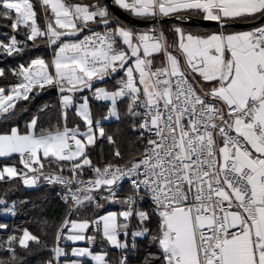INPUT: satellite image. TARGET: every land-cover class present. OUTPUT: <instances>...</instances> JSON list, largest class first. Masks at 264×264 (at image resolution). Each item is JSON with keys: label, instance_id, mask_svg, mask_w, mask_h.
<instances>
[{"label": "snow or ice", "instance_id": "snow-or-ice-1", "mask_svg": "<svg viewBox=\"0 0 264 264\" xmlns=\"http://www.w3.org/2000/svg\"><path fill=\"white\" fill-rule=\"evenodd\" d=\"M38 3L39 19L31 0H0V20L12 29L0 39V55H30L41 46L51 52L0 67V117L10 118L18 101L50 88L59 93L63 125L45 129L33 116L23 131L0 132V157L18 154L27 170L5 165L0 181L43 179L64 189L68 213L46 264H87L88 258L132 264L137 238L149 246L142 264H264V0H113L155 21L144 31L119 21L105 0ZM194 16L217 22V30L161 24ZM257 19L250 30H231L236 21ZM106 77H119L114 90L94 88ZM85 90L110 102L105 119L121 120L120 105L126 106L135 136L127 159L94 118L88 97L75 106L76 93ZM73 106L84 131L68 127ZM98 141L111 153L106 159L101 148L94 162L90 148ZM125 181L129 187L122 190ZM105 204L121 210L97 213ZM0 206L15 214L7 200L0 198ZM89 208L92 215L80 218ZM20 232L0 244L8 253L0 264H18L17 248L27 251L30 242L48 247L27 228ZM62 240L90 246L68 251Z\"/></svg>", "mask_w": 264, "mask_h": 264}, {"label": "trees", "instance_id": "trees-1", "mask_svg": "<svg viewBox=\"0 0 264 264\" xmlns=\"http://www.w3.org/2000/svg\"><path fill=\"white\" fill-rule=\"evenodd\" d=\"M34 7L37 9L39 19V3L38 0H31ZM106 2V1H105ZM116 16V15H115ZM117 17V16H116ZM199 17V16H198ZM131 27L142 30L143 28L136 27L128 22H125ZM164 27L172 25L162 24ZM197 29L198 31L205 32L209 30H215L217 28H204L198 26H187ZM233 29V28H231ZM12 29L7 26V21L0 20V39H5L6 35H10ZM171 34V33H170ZM44 55L46 58L51 56V52L41 46L39 50H32L31 54H21L20 56H2L0 55V67L11 68L21 63H27V61L36 56ZM8 82H15L11 76L7 77ZM5 83L3 79H0V86ZM90 107L95 119L101 120L103 116H107L108 107L100 100L90 98ZM47 105L48 108L44 109ZM125 105H120L122 112L121 120H114L111 122H102V126L106 132L113 135L116 144L119 146L125 158H128L129 154V141L134 140L135 136L132 130L129 128V121L123 114ZM62 108L60 103L59 93L55 89H46L44 91H34L28 101L20 100L17 102L15 115L8 119L0 117V132L8 131L14 126H18L21 131L27 125V120L33 115L39 117V123L45 129H51L56 126H62ZM79 124L84 127L82 119L76 114L74 107L68 109V127H73ZM139 147V145H137ZM103 149L105 158L110 157L111 148L106 141L102 144L97 142L96 146L90 148L93 153L94 162L97 161L99 153ZM16 156V155H15ZM15 156L11 158H3L0 160V168L5 165H15L19 167V163ZM0 198L7 200L8 206L15 205V214L3 211V206H0V224H7V229H0V244L7 240L9 235L15 234L21 235L20 229L27 228L34 235L41 237L42 241H46L48 247L44 248L40 245L30 242L29 250L25 251L21 248H17V252L22 258L18 261V264H46V261L51 258L50 249L53 247L55 230L65 219L68 213V205L63 203L60 197V188L58 187H43L40 189H31L27 187L21 178H15L12 180L0 181ZM147 208L148 205L142 206ZM117 209L121 210L120 205H108L105 204L103 209H97L96 212L103 214L105 210ZM92 215L91 209H85L79 213L80 218H86ZM138 250L134 253H130L132 258V264H142V260L146 251L148 250V241L146 238L139 239ZM73 244L67 243L66 250L70 251ZM103 247L102 243L96 246L97 250ZM113 260L118 259L119 252L115 249L111 250ZM0 259L7 260L8 253L0 250ZM87 264H93L91 260L87 261Z\"/></svg>", "mask_w": 264, "mask_h": 264}, {"label": "water", "instance_id": "water-1", "mask_svg": "<svg viewBox=\"0 0 264 264\" xmlns=\"http://www.w3.org/2000/svg\"><path fill=\"white\" fill-rule=\"evenodd\" d=\"M111 7L112 12L119 17L120 19L127 21L131 24H133L136 27H152L155 21L152 20H143L140 18H137L127 11L120 9L117 5L113 3V0H105ZM170 23H178L186 26H198V27H204V28H217V22L215 21H206L201 19L198 16H194L191 20L185 21L183 23L176 21V20H170L168 18H165L161 21V24H170ZM260 24V20L257 19L255 21H236L233 23L232 28L241 29V28H250L255 27Z\"/></svg>", "mask_w": 264, "mask_h": 264}, {"label": "crops", "instance_id": "crops-1", "mask_svg": "<svg viewBox=\"0 0 264 264\" xmlns=\"http://www.w3.org/2000/svg\"><path fill=\"white\" fill-rule=\"evenodd\" d=\"M129 13V12H128ZM132 15V14H131ZM118 19H119V21H121L122 23H124L125 25H127V26H129V27H131L130 25H128L127 23H125V22H127V21H124V20H122V19H120L119 17H118ZM129 23V22H128ZM131 24V23H130ZM173 24H178V23H172V25ZM133 25V24H132ZM178 25H180V26H182V27H184L186 30H191V31H193V32H201V31H198L197 29H194V28H190V27H187L186 25H182V24H178ZM171 26V25H170ZM170 26L168 27V26H166L165 28H170ZM139 28H141V27H139ZM147 28L148 27H144L142 30H140V31H144V30H147ZM251 28H253V27H250V28H241V29H236V28H233V29H231L232 31H246V30H250ZM217 29H215V30H209V31H205V32H212V31H216ZM202 33V32H201ZM166 35L168 36V38H169V40H172V39H174L175 37L172 35V34H170V32H166ZM156 63L158 64L159 63V61H156ZM119 79V77H115V78H113V77H106L105 78V80L104 81H96V82H94V88L95 87H101V88H105V89H107V90H109V91H111V90H114V87L116 86V84H117V80ZM87 96L88 98H89V100H90V98H95L94 97V95H93V93L91 92V91H89V90H85L83 93H76V95H75V97H74V101L75 102H77V101H82L80 98H81V96ZM96 99V98H95ZM98 100V99H97ZM101 102H103L104 104H107V105H109L110 106V102H108V101H103V100H100ZM90 102V101H89ZM74 108H75V106H73ZM71 108V107H70ZM81 118V117H80ZM82 119V118H81ZM73 127H75V126H73ZM71 128V127H70ZM7 158V157H6ZM19 164H21L20 162H18ZM22 165V164H21ZM108 205H112V204H108ZM111 210H114V209H111ZM109 211V210H108ZM88 260H90L89 258H88Z\"/></svg>", "mask_w": 264, "mask_h": 264}, {"label": "rangeland", "instance_id": "rangeland-1", "mask_svg": "<svg viewBox=\"0 0 264 264\" xmlns=\"http://www.w3.org/2000/svg\"><path fill=\"white\" fill-rule=\"evenodd\" d=\"M148 29V28H147ZM88 101H89V98H88ZM82 101H77V102H75V106H78L79 105V103H81ZM89 108H90V110H91V107H90V102H89ZM92 111V110H91ZM33 116H36V115H33ZM32 116V117H33ZM31 117V118H32ZM104 117H106V116H103L102 118H101V120H100V122H101V125H102V122H111V121H114V120H116L114 117H110V118H107V119H105ZM31 118H29L28 120H27V124H28V122L30 121V119ZM14 127H18V126H14ZM19 128V127H18ZM85 130V128L84 127H82L81 128V131H84ZM16 155V156H15ZM13 156H15V158L17 159V161L18 162H20V158H19V155L18 154H13L11 157H13ZM11 157H7V158H11ZM3 158H6V157H0V160H4ZM10 166H15V165H12V164H9ZM17 167V169L18 170H24L23 169V165H21V164H19V167L18 166H16ZM24 171H27V170H24ZM16 178H20V177H16ZM12 179H15V178H12ZM11 179V180H12ZM22 180V179H21ZM27 187H29L28 185H26ZM109 211H119V210H117V209H114V210H109ZM104 214V213H103ZM60 225V224H59ZM89 234H92L91 233V231L89 232ZM139 239H143V238H137V241L139 240ZM67 242H69V241H67ZM69 243H71V244H73V246L72 247H78V248H84V247H89L90 246V243H89V241L88 240H85V241H77V242H69ZM101 243V241L98 239L97 240V244H96V246L98 245V244H100ZM95 246V247H96ZM90 259V258H89ZM91 260V259H90ZM93 264H94V262H92Z\"/></svg>", "mask_w": 264, "mask_h": 264}, {"label": "built area", "instance_id": "built-area-1", "mask_svg": "<svg viewBox=\"0 0 264 264\" xmlns=\"http://www.w3.org/2000/svg\"><path fill=\"white\" fill-rule=\"evenodd\" d=\"M47 108H48V107H47ZM45 109H46V108H44L43 110H45ZM65 175H68V173L65 172ZM87 176H88V173L85 172V178H87ZM28 186H29V188H31V189H40V188H43V187H58V188H60V197H61V200H62L63 203H65V202L63 201V199H62V196H63V194H64V189L62 188L61 185H49V184H47L43 179H41V180H39V181L37 182L36 185H28ZM128 187H129V185H128L127 181H125V182L123 183V185H122V190H127ZM149 204H150V201H145V202L141 205V207H142V206H145V205H148V206H149ZM60 243H61V246H62V247H66L65 245H66L67 241L62 240ZM54 244H55V240H54ZM53 247H54V245H53Z\"/></svg>", "mask_w": 264, "mask_h": 264}]
</instances>
